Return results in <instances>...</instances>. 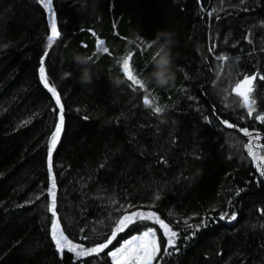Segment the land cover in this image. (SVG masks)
<instances>
[{
	"label": "trees",
	"instance_id": "16d2710c",
	"mask_svg": "<svg viewBox=\"0 0 264 264\" xmlns=\"http://www.w3.org/2000/svg\"><path fill=\"white\" fill-rule=\"evenodd\" d=\"M92 5L93 0H54L61 38L45 61L50 82L55 81L65 105V128L53 159L66 233L78 237L83 228L84 235L92 236L90 229L96 225L94 239L75 242H98L108 229L97 222L107 225L109 212L119 214L108 205V197L120 204L148 205L159 193L153 210L170 224L194 214L199 215L191 223H199L211 205L216 207L213 220L192 239L185 240L186 233H181L179 251L166 257L165 264H264V180L257 183L251 162L237 158L243 152L240 141L246 139L242 133L221 128L211 115L215 107L221 120L253 130L251 120L238 119L243 109L225 111L221 106L228 72L234 73L237 65L229 60L217 79L222 62L215 55L240 54V69L264 72V0L216 2L223 9L219 19L215 13L199 15L197 0H99L95 11ZM200 5L206 11L212 7L208 0H200ZM0 15V264H72V254L65 252L61 259L54 249L50 214L44 208L48 196L41 195L49 186L46 141L55 119L54 99L38 76L50 34L47 14L36 0H0ZM162 29L175 34V85L147 88L160 105L168 106L166 125L143 106V90H131L115 62L131 50L134 69L147 77L155 48L141 53L136 51L140 41L131 48L128 41L136 36L150 41ZM93 31L111 55L93 56V84L82 87L72 57L96 52ZM249 31L252 44L245 39ZM212 45L215 53L209 50ZM116 77L125 81L119 88L111 84ZM255 98L257 110L264 111V83ZM202 114L211 123L202 120ZM30 117L31 122L21 126ZM255 129L264 135L259 122ZM165 159L167 164L160 163ZM101 163L105 167L100 168ZM237 187L246 190L234 198ZM37 195L41 199L26 203ZM169 211L176 215L169 217ZM222 211H235L237 219L216 221ZM140 230L130 227L113 246ZM106 252L99 260L84 258V264H109Z\"/></svg>",
	"mask_w": 264,
	"mask_h": 264
},
{
	"label": "snow or ice",
	"instance_id": "6c2138e0",
	"mask_svg": "<svg viewBox=\"0 0 264 264\" xmlns=\"http://www.w3.org/2000/svg\"><path fill=\"white\" fill-rule=\"evenodd\" d=\"M37 4L42 7L47 14L48 26L50 28V34L46 36V47L43 51L42 58L38 66V76L39 80L42 82L43 87L51 94L54 99V107L51 111L55 114V119L52 125V131L49 133L47 138V155H46V168L49 176V186L41 193V195H47L48 201L44 204L45 211L50 214L47 217L49 225V236L50 240L53 242L54 249L57 252L59 258L63 259L65 252L72 254V264H84V258L94 257L95 260L101 259V254L105 253L109 258V264H165V258L175 255L179 248L177 243L181 238V233H186L184 236L185 240L192 239L197 232L202 228L206 227L208 222L213 220L211 216L212 212L216 211L215 205H211L207 210V215H203L200 218L199 223H191L194 216H189L187 218L180 217L176 219L173 223L166 222L161 216L153 210L154 204L160 199L159 193H155L152 199V203L148 205L139 204L134 205L131 203L120 204L119 201L115 200L114 197H108V205L114 207L116 211L119 212L118 215L113 216L109 212L107 216L108 224L105 225L104 220L97 222V225L102 229L107 227V232L105 238L99 239L98 242L92 243L86 246L84 243L75 242L77 239L80 241H88L94 239L98 234V228L94 225L90 231L92 236L84 235V229H79L78 237L70 238V235L66 233V228L62 223L61 213L58 211V201H57V175L54 171V159L53 154L57 151V146L61 141V135L65 128V105L62 102L61 93L55 87V81L50 82L49 74L46 72L45 61L49 57V50L53 48L58 39L61 38V31L58 30L57 25V12L54 8V0H36ZM218 2L223 5L224 0H208V3L212 5L210 9L206 11L205 6L200 5V0H197L199 6V15L212 16L214 13L217 14L216 18L219 19L218 13L222 11V8L215 6ZM241 2H246V0H241ZM261 27H264V22H261ZM93 37L97 40V45L105 43L104 39H101L97 33L94 31L91 33ZM245 39L249 44H252L251 33L246 34ZM140 45H137L136 51L145 52L151 50L153 45L151 41H145L138 36ZM226 42V41H225ZM9 45H4L3 47H8ZM233 47H236L233 44ZM210 52L215 53V45L210 46ZM264 52V47L260 49ZM105 54H109V48L105 49ZM126 59L122 64H118L122 75L125 77L127 86L135 91L138 87L143 90L142 94V104L146 109H151V113L156 115L157 109L161 106L158 102V96L153 95L152 92L145 87L143 82V72L135 70L133 66V52L128 50L125 52ZM95 56V52L92 54ZM153 56V55H152ZM217 61L222 62L216 72V78L219 79L224 73V64L229 60H233L237 68L233 73L229 70L228 75L230 81L227 87L222 89L224 93L220 97L221 106L225 111L235 108H241L244 110L243 115L238 117L239 120L249 119L252 121L253 130H249L248 127H238L237 124L230 123L228 120H221L217 113L215 107L212 110V116L216 118V123L221 128L236 129L242 133L243 138L240 141V147L243 152L239 157H237L241 162H251L254 170L256 172V182L259 183L260 180H264V135L260 131L255 129V124L259 122L260 125L264 126V111L257 110V100L255 98V93L259 87L260 83H264V72L260 71L259 68H254L251 73L246 69H240L239 63L242 61L243 57L240 54H218L215 55ZM181 71L185 79H189L188 75L182 68L178 69ZM186 92V89H181ZM230 97H235V99H229ZM190 98V97H186ZM154 101H156L154 103ZM146 105H152L151 108L146 107ZM168 107L167 105H163ZM78 111V110H77ZM202 120L211 123L210 117L208 115H201ZM31 117L29 120L24 121L21 126H24L31 122ZM87 119V117H85ZM119 117L117 118V122ZM231 158V156H229ZM107 159V158H105ZM160 163L167 164V160H162ZM100 168L105 167L104 163L99 165ZM246 189L237 187L234 192V198L238 197L241 192ZM41 195H37L34 199H30L26 203H35L36 200L41 199ZM102 199V197H97ZM231 205V201H229ZM23 207V205H18ZM118 206V207H117ZM146 209V210H145ZM169 217H173L176 214L169 211L167 214ZM67 220V217L64 218ZM237 219V214L233 211L229 214L228 211L220 212L216 217V221H228L232 222ZM151 223L153 226H148ZM180 225H183L180 227ZM136 226L141 228L138 234L131 235L130 238L122 239L118 246H113V242L117 241L118 236L128 230L130 227ZM160 230V235L158 236L157 227ZM71 227V225H69ZM260 227L264 229V224ZM161 236L163 239H161ZM110 246H113L110 248ZM264 247V245H262Z\"/></svg>",
	"mask_w": 264,
	"mask_h": 264
},
{
	"label": "clouds",
	"instance_id": "9594fccd",
	"mask_svg": "<svg viewBox=\"0 0 264 264\" xmlns=\"http://www.w3.org/2000/svg\"><path fill=\"white\" fill-rule=\"evenodd\" d=\"M93 10L95 11L99 7V0H93ZM0 19H4L3 15H0ZM138 36L128 41L129 48L133 44L138 42ZM155 48V53L151 57L152 71L147 77L143 79L145 87L148 85H154L157 88H170L175 85L176 73H175V60L177 59L173 48L176 45L175 34L167 29L157 31L155 38L151 41ZM108 48L105 43L99 44L96 49L95 55H101L105 53V49ZM126 59V54L116 58V64H122ZM73 63L79 67L80 76L78 77V83L82 87H87L93 84L94 70L93 55L86 53H74L72 57ZM125 81L120 77L111 79V84L114 88H119ZM151 108L152 105H146ZM168 109L161 105L156 112L157 119L160 125H166L168 123Z\"/></svg>",
	"mask_w": 264,
	"mask_h": 264
}]
</instances>
